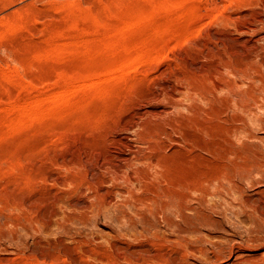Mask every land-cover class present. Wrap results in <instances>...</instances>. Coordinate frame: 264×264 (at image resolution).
<instances>
[{
  "label": "rangeland",
  "instance_id": "1",
  "mask_svg": "<svg viewBox=\"0 0 264 264\" xmlns=\"http://www.w3.org/2000/svg\"><path fill=\"white\" fill-rule=\"evenodd\" d=\"M0 264H264V0H0Z\"/></svg>",
  "mask_w": 264,
  "mask_h": 264
}]
</instances>
